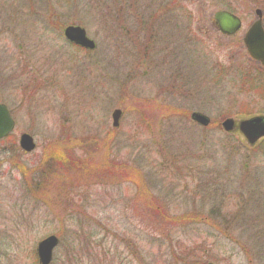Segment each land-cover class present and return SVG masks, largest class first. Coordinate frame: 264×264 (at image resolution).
<instances>
[{
    "label": "rangeland",
    "instance_id": "374dc122",
    "mask_svg": "<svg viewBox=\"0 0 264 264\" xmlns=\"http://www.w3.org/2000/svg\"><path fill=\"white\" fill-rule=\"evenodd\" d=\"M173 6L0 0V103L16 121L0 141V264H39L50 236L52 264H264V142L238 130L264 117V71L243 45L264 0ZM218 10L241 17L238 35L214 29ZM69 25L95 50L71 47Z\"/></svg>",
    "mask_w": 264,
    "mask_h": 264
},
{
    "label": "water",
    "instance_id": "95a60500",
    "mask_svg": "<svg viewBox=\"0 0 264 264\" xmlns=\"http://www.w3.org/2000/svg\"><path fill=\"white\" fill-rule=\"evenodd\" d=\"M257 14L261 17L260 11ZM217 26L221 32L228 35H234L241 26L240 21L228 12H219L215 15ZM65 37L68 41L81 46L86 49L93 50L95 48L94 43L88 39L86 31L80 27H68L65 30ZM245 44L250 55L260 60L264 65V31L262 28V22L259 20L255 23L245 38ZM122 116L120 110H116L113 113V126L116 128L119 126V121ZM192 119L202 126L209 124V119L201 114H193ZM225 131L230 132L235 128V122L232 119H228L223 123ZM15 129V121L13 120L8 108L0 104V140L8 137ZM239 130L244 134L246 139L251 145H254L259 139L264 137V118L257 117L247 121H243L239 124ZM20 147L26 153H31L35 150L34 139L28 135L23 134L20 137ZM59 245V239L55 236H51L41 241L37 247V254L40 264H51L53 259V253Z\"/></svg>",
    "mask_w": 264,
    "mask_h": 264
},
{
    "label": "trees",
    "instance_id": "16d2710c",
    "mask_svg": "<svg viewBox=\"0 0 264 264\" xmlns=\"http://www.w3.org/2000/svg\"><path fill=\"white\" fill-rule=\"evenodd\" d=\"M55 158H56V160H58V162H61L63 165H67V164H69V163H72V160L71 159H66V161H61L60 159V154H59V156H54ZM65 157H66V155H65ZM50 157H46L45 158V160H47V159H49ZM72 164H74V162L72 163ZM126 167H129V166H126ZM107 168H109V172H113V173H121V174H124L127 170H128V168L126 169V171L125 170H123V169H121L120 167H116L115 166V168H113V169H111L112 168V166H109V167H107ZM53 174H55V173H53ZM138 186V188H137V190H138V192H137V199H140L143 195H144V193H142V190L140 189V185H137ZM152 204V203H151ZM163 209V208H162ZM146 210L149 212V214L150 215H153V214H155L156 216H160V220L162 221V219H164V218H166L163 214L165 213V215H167V213H166V211L165 210H163L164 212H162V213H160L159 215H158V208L157 207H151V206H149L148 208H146ZM72 246H74V245H72ZM74 257V256H73Z\"/></svg>",
    "mask_w": 264,
    "mask_h": 264
},
{
    "label": "flooded vegetation",
    "instance_id": "af4514ba",
    "mask_svg": "<svg viewBox=\"0 0 264 264\" xmlns=\"http://www.w3.org/2000/svg\"><path fill=\"white\" fill-rule=\"evenodd\" d=\"M172 1H173V4H174V6H173V12H174L175 7H178V6H179V1H180V0H172ZM132 14L135 15V12H133ZM140 15L143 16L144 18L149 16V15L146 16V12H142ZM140 15H137V16H140ZM137 16H136V17H137ZM145 23H146V22L144 21V22H143V26H142V28H141L142 30H143L144 27H145ZM149 25H150V23L147 25V27H146L145 30H147V28H148ZM151 26H153V23H151ZM212 26H215V24H214L213 21H212ZM135 28H137V27H135Z\"/></svg>",
    "mask_w": 264,
    "mask_h": 264
}]
</instances>
